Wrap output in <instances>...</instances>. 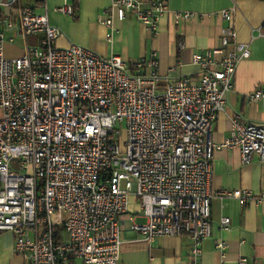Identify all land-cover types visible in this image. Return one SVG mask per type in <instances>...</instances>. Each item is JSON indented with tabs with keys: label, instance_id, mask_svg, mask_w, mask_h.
<instances>
[{
	"label": "built area",
	"instance_id": "built-area-1",
	"mask_svg": "<svg viewBox=\"0 0 264 264\" xmlns=\"http://www.w3.org/2000/svg\"><path fill=\"white\" fill-rule=\"evenodd\" d=\"M35 2H1L15 11L0 24V232L13 234V251L27 264H117L133 197L140 220L130 216V228L149 242L187 236L188 262L200 264L212 229L213 124L250 54L231 10L219 13L229 22L220 44L193 54L199 73L161 85L155 52L124 59L56 45L61 32L39 11L45 0ZM57 10L75 16L70 4ZM167 11L164 0H110L98 20L110 42L116 20L133 18L154 34ZM17 39L22 55L7 57L4 46ZM230 119L221 146L238 147L243 164L254 155L264 164V122ZM217 195L264 200V190Z\"/></svg>",
	"mask_w": 264,
	"mask_h": 264
},
{
	"label": "crops",
	"instance_id": "crops-1",
	"mask_svg": "<svg viewBox=\"0 0 264 264\" xmlns=\"http://www.w3.org/2000/svg\"><path fill=\"white\" fill-rule=\"evenodd\" d=\"M3 1L7 0H0V24L6 14L15 11L2 5ZM109 1L45 0L39 11L46 12L50 25L60 30L56 40L60 47L75 43L100 55L117 54L124 59H138L155 52L161 85L199 73V66L192 61L193 54L220 44L222 29L229 22L219 13L231 10L237 40L248 43L250 54L239 61L225 110L213 124L211 138L216 146L211 190L215 194L209 205L212 229L210 236L202 241L199 260L200 264H264V200L256 204L247 199L245 204H240L236 197L217 195L223 190L247 189L254 193L264 190V164L259 158L254 155L250 163L243 164L238 147L221 146L230 137L232 115L239 114L248 122H264V94L258 99L249 98L255 90L264 89V0H164L168 11L160 18L154 34L143 22L127 18L116 20L117 30L108 42L105 36L108 28L98 18ZM35 3L33 0L26 5ZM63 4L73 6L74 17L57 10ZM178 12L193 15L177 17ZM137 212L138 204L130 197L128 214L121 225L123 242L117 264H189L187 236L164 235L151 242L144 241L130 228V216L140 220ZM223 217L229 218L227 228L221 225ZM218 242L224 243L222 249L217 247ZM13 244L11 232H0V264H27L13 251ZM73 264L83 263L76 258Z\"/></svg>",
	"mask_w": 264,
	"mask_h": 264
},
{
	"label": "rangeland",
	"instance_id": "rangeland-1",
	"mask_svg": "<svg viewBox=\"0 0 264 264\" xmlns=\"http://www.w3.org/2000/svg\"><path fill=\"white\" fill-rule=\"evenodd\" d=\"M32 1L33 0H21L24 5L32 4ZM4 53L7 57H18L22 55V41L17 39L12 44H6L4 46Z\"/></svg>",
	"mask_w": 264,
	"mask_h": 264
}]
</instances>
